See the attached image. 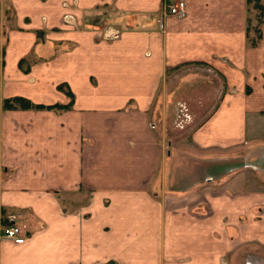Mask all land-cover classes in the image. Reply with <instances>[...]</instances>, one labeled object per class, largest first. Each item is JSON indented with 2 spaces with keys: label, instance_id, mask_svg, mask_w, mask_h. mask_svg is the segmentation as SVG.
Segmentation results:
<instances>
[{
  "label": "crops",
  "instance_id": "obj_1",
  "mask_svg": "<svg viewBox=\"0 0 264 264\" xmlns=\"http://www.w3.org/2000/svg\"><path fill=\"white\" fill-rule=\"evenodd\" d=\"M162 1L0 0V264H264V0Z\"/></svg>",
  "mask_w": 264,
  "mask_h": 264
},
{
  "label": "trees",
  "instance_id": "obj_2",
  "mask_svg": "<svg viewBox=\"0 0 264 264\" xmlns=\"http://www.w3.org/2000/svg\"><path fill=\"white\" fill-rule=\"evenodd\" d=\"M246 12V39L249 46L256 45L259 39V25L261 22L262 6L261 0H244ZM252 33V37H250ZM2 108L5 110H65L67 106L52 105L40 106L33 105L27 100L13 98L4 100Z\"/></svg>",
  "mask_w": 264,
  "mask_h": 264
},
{
  "label": "built area",
  "instance_id": "obj_3",
  "mask_svg": "<svg viewBox=\"0 0 264 264\" xmlns=\"http://www.w3.org/2000/svg\"><path fill=\"white\" fill-rule=\"evenodd\" d=\"M186 16L185 5L181 0H163L157 18V25L159 30L162 29V21L164 18L171 17L176 20H183ZM106 36L112 37L116 32L107 31ZM16 217L8 216L6 224L0 228V238L11 241L14 244H21L23 242L20 236V229L15 225Z\"/></svg>",
  "mask_w": 264,
  "mask_h": 264
},
{
  "label": "rangeland",
  "instance_id": "obj_4",
  "mask_svg": "<svg viewBox=\"0 0 264 264\" xmlns=\"http://www.w3.org/2000/svg\"><path fill=\"white\" fill-rule=\"evenodd\" d=\"M250 37H252V33H251ZM247 176H248V175H247Z\"/></svg>",
  "mask_w": 264,
  "mask_h": 264
}]
</instances>
